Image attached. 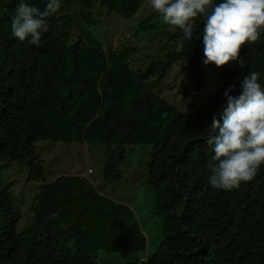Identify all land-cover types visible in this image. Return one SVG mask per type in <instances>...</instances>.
I'll return each mask as SVG.
<instances>
[{
    "label": "trees",
    "instance_id": "16d2710c",
    "mask_svg": "<svg viewBox=\"0 0 264 264\" xmlns=\"http://www.w3.org/2000/svg\"><path fill=\"white\" fill-rule=\"evenodd\" d=\"M80 1L84 9L102 5L128 19L144 5V0ZM19 2L0 0V264H105L96 257L99 251L148 249L128 204L101 193L87 176L47 180L36 148L40 140L109 145L106 182L122 178L116 161L127 160V145L152 144L149 181L154 212L163 217V239L150 258L135 255L115 264H264V165L239 189L217 190L208 182L214 153L206 143L225 90L233 86L238 92L251 71L264 79V34L241 46L239 58L218 76L226 83L191 114L155 89L187 55L185 70L203 89L201 19L190 41L175 27L159 57L135 69L130 58L137 47L105 44L86 28L92 10L82 11V22L60 9L39 47L19 41L10 29ZM26 2L46 7V0ZM158 16L152 12L140 27L147 29ZM5 160L27 164L26 180L40 185L34 215L21 231L20 207L2 177Z\"/></svg>",
    "mask_w": 264,
    "mask_h": 264
},
{
    "label": "rangeland",
    "instance_id": "374dc122",
    "mask_svg": "<svg viewBox=\"0 0 264 264\" xmlns=\"http://www.w3.org/2000/svg\"><path fill=\"white\" fill-rule=\"evenodd\" d=\"M93 11V20L86 28L103 43H111L115 47L132 44L138 48L130 58L133 68L145 69L157 59L160 48L167 40L168 32H174L176 26L167 25L161 16L151 22V26L142 29L140 25L154 12L144 0L142 9L131 19L116 12L109 11L106 6L94 5L92 9L82 6L80 0H63L61 11L73 13L83 22L82 11ZM85 23V21H84ZM186 58L173 65L168 75L160 82L155 92H160L170 102L177 104L183 110L196 114L205 104L207 96L216 91L219 85L226 83L218 76L227 66L216 67L214 64H202L203 89L197 88L195 77L185 70ZM210 82V85L208 83ZM38 156L49 182L61 175H76L87 172V177L104 195L128 204L134 209L141 227L148 238V249L140 253H122L116 251H99L97 259L105 264L124 263L135 255L150 258L158 250L163 239V217L155 213V189L149 181V162L153 150L152 144L127 145V160L116 161L122 171L118 181L103 180V169L108 154L109 145L86 143H66L40 140L36 142ZM2 177L12 193V198L20 207L21 218L17 228L21 231L33 217L32 203L39 191V183L27 181L28 166L11 160L2 161ZM89 169H91L90 172Z\"/></svg>",
    "mask_w": 264,
    "mask_h": 264
},
{
    "label": "clouds",
    "instance_id": "9594fccd",
    "mask_svg": "<svg viewBox=\"0 0 264 264\" xmlns=\"http://www.w3.org/2000/svg\"><path fill=\"white\" fill-rule=\"evenodd\" d=\"M148 3L167 25L178 27L188 41L193 37L196 18L203 21L201 37L206 66L222 67L236 61L242 45L253 44L264 34V0H148ZM62 5L63 0H46L42 11L20 0L11 16V35L39 47L42 36L51 29V18ZM2 10L8 11L7 7ZM233 92H237L236 88L229 86L223 93L225 102L218 109L220 117L213 116L206 138L214 153L207 164L208 182L224 191L239 189L264 165L261 72L245 75L237 94Z\"/></svg>",
    "mask_w": 264,
    "mask_h": 264
},
{
    "label": "crops",
    "instance_id": "0c3cea01",
    "mask_svg": "<svg viewBox=\"0 0 264 264\" xmlns=\"http://www.w3.org/2000/svg\"><path fill=\"white\" fill-rule=\"evenodd\" d=\"M89 172V171H88ZM76 175H83V176H87V172H82V173H79V174H76Z\"/></svg>",
    "mask_w": 264,
    "mask_h": 264
},
{
    "label": "built area",
    "instance_id": "2783aa9c",
    "mask_svg": "<svg viewBox=\"0 0 264 264\" xmlns=\"http://www.w3.org/2000/svg\"><path fill=\"white\" fill-rule=\"evenodd\" d=\"M89 171H91V169Z\"/></svg>",
    "mask_w": 264,
    "mask_h": 264
}]
</instances>
